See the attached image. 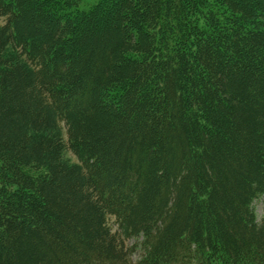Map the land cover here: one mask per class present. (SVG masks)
Listing matches in <instances>:
<instances>
[{
	"label": "trees",
	"instance_id": "16d2710c",
	"mask_svg": "<svg viewBox=\"0 0 264 264\" xmlns=\"http://www.w3.org/2000/svg\"><path fill=\"white\" fill-rule=\"evenodd\" d=\"M258 199L264 0H0V264H264Z\"/></svg>",
	"mask_w": 264,
	"mask_h": 264
},
{
	"label": "rangeland",
	"instance_id": "374dc122",
	"mask_svg": "<svg viewBox=\"0 0 264 264\" xmlns=\"http://www.w3.org/2000/svg\"><path fill=\"white\" fill-rule=\"evenodd\" d=\"M86 2H89L91 0H84ZM64 134V133H63ZM64 157L69 160V162L73 163L76 161L75 155L69 150L64 152ZM253 207L255 208V212L257 214V218L264 219V205L261 200H256L253 203Z\"/></svg>",
	"mask_w": 264,
	"mask_h": 264
}]
</instances>
